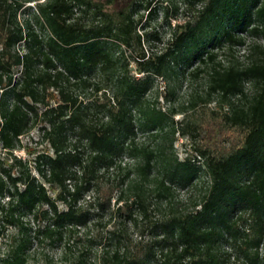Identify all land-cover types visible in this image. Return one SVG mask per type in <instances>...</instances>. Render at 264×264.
I'll return each mask as SVG.
<instances>
[{"label":"trees","instance_id":"obj_1","mask_svg":"<svg viewBox=\"0 0 264 264\" xmlns=\"http://www.w3.org/2000/svg\"><path fill=\"white\" fill-rule=\"evenodd\" d=\"M183 1L192 19L148 55L144 39L159 36L139 34L135 16L151 0H0V264H50L32 260L45 247H60L62 264H264V47L249 45L245 64L218 61L264 31V0ZM22 9L33 17L20 21ZM203 73L208 100L191 102L201 111L180 132L198 143L209 118L231 140L199 144L198 166L166 152L177 112L146 96L157 78L174 96ZM214 95L223 112L208 108ZM33 130L49 150L30 162L14 152ZM201 175L193 209L177 210L176 188Z\"/></svg>","mask_w":264,"mask_h":264},{"label":"rangeland","instance_id":"obj_2","mask_svg":"<svg viewBox=\"0 0 264 264\" xmlns=\"http://www.w3.org/2000/svg\"><path fill=\"white\" fill-rule=\"evenodd\" d=\"M46 0H39V2H44ZM152 5L149 10L141 8L135 19L139 22L137 24V31L139 34H144L145 32H156L159 36V40H149L147 37L143 41V47L148 55L153 52H161L163 51L168 44V41L172 38V35L175 31V25L183 24L188 20L192 19V13L187 11L186 4L183 0H151ZM137 2H141L144 6L147 4V0H137ZM36 2L28 3L25 7H33ZM202 4L198 5V8L201 7ZM109 6V5H108ZM169 9L170 22L171 25H168L164 21L165 11ZM109 10V9H108ZM78 12V11H77ZM77 16H81V13L78 12ZM19 20L24 21V19L32 18L31 10H21L19 12ZM82 23L88 24L91 19L89 15H85L81 18ZM40 31L43 34L47 32L40 28ZM246 45L236 47L231 54L227 53H219L218 61L222 64H227L229 62H235L238 64H245L248 61V46L252 43H257L264 47V31L259 32L252 35L245 36ZM121 54H123L125 63L130 64L131 74H136V63L135 59L137 57L136 52L131 49H127L125 46L119 50ZM119 53V54H120ZM197 63L193 62L188 70L196 67ZM207 75L205 73L201 74L199 77L194 78L192 80H181L176 89L175 95H170L168 93L169 83L163 78H157L154 87L150 92L147 93V101L153 104L158 110H162V112H166L171 114L173 111L177 112L174 115V123H175V132L173 133L170 129H166V132H169L164 137V142L166 146V152L170 155L177 157L179 160H185L186 158L191 159L193 163H196L198 166H201L204 162V158L196 152L195 148L199 144L214 146L217 144H229L231 140V133L220 131V126L215 124H207L209 122V118L204 119L202 121L203 131L200 130L198 137V143H195V139L193 140L189 135H182L180 132L181 124L183 120L188 119H197V110L191 107V102H195L197 106L204 105L207 98ZM247 90L251 92L253 90L251 84L246 85ZM104 88H109L107 85H104ZM167 92V93H166ZM101 94V93H100ZM82 98L89 96V94L81 92ZM94 94H91L90 97H93ZM52 102L57 99V94L55 92L50 96ZM211 103L208 105L210 111H220V107H218V97L211 96ZM222 111V110H221ZM198 112V113H199ZM223 112V111H222ZM199 122V121H198ZM191 130V129H190ZM222 130V129H221ZM216 133V135H215ZM220 133V135H218ZM217 136V137H216ZM145 137H147V141L151 144H157L161 142L162 138L157 139L156 141L152 140L150 136L144 135L142 133H138V140L144 141ZM200 141V142H199ZM197 142V141H196ZM48 145L40 138L38 131L33 130L28 136L22 139V148H18L14 155L18 157H22L30 162H33L35 156L39 153L48 151ZM125 163H131V161L126 158L124 159ZM209 181L208 178L204 175H201L196 181L195 185L189 186L186 188L177 187L175 190V198H174V206L179 211L184 210H192L194 207V202L198 199V197L203 193L205 188L207 187ZM92 196V195H91ZM89 197H87V200ZM85 204V202L83 203ZM164 211V208L161 207ZM162 212V211H161ZM158 214H162V213ZM157 213L155 214V216ZM158 216V215H157ZM131 232L134 234V238H139V233L135 229L131 228ZM5 240H0V253L3 254L5 252ZM264 247H262V250ZM261 250V251H262ZM32 260L36 262H50V264H62V251L60 247H45L37 249V253L32 256Z\"/></svg>","mask_w":264,"mask_h":264}]
</instances>
